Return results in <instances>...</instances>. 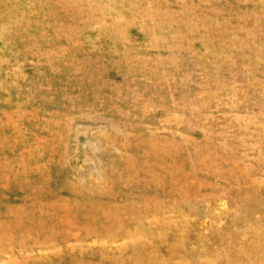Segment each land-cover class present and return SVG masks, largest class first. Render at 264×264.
<instances>
[{
	"label": "rangeland",
	"instance_id": "rangeland-1",
	"mask_svg": "<svg viewBox=\"0 0 264 264\" xmlns=\"http://www.w3.org/2000/svg\"><path fill=\"white\" fill-rule=\"evenodd\" d=\"M0 264H264V0H0Z\"/></svg>",
	"mask_w": 264,
	"mask_h": 264
}]
</instances>
